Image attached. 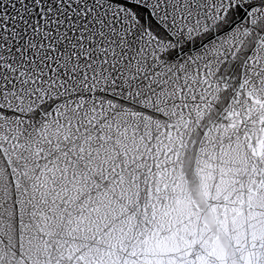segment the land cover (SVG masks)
I'll use <instances>...</instances> for the list:
<instances>
[{
	"label": "snow or ice",
	"instance_id": "obj_1",
	"mask_svg": "<svg viewBox=\"0 0 264 264\" xmlns=\"http://www.w3.org/2000/svg\"><path fill=\"white\" fill-rule=\"evenodd\" d=\"M0 264H264V0H0Z\"/></svg>",
	"mask_w": 264,
	"mask_h": 264
}]
</instances>
